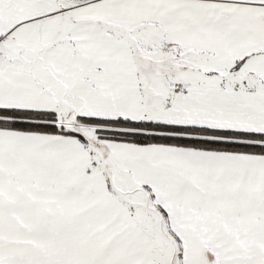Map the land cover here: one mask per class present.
I'll use <instances>...</instances> for the list:
<instances>
[{"label":"snow or ice","instance_id":"6c2138e0","mask_svg":"<svg viewBox=\"0 0 264 264\" xmlns=\"http://www.w3.org/2000/svg\"><path fill=\"white\" fill-rule=\"evenodd\" d=\"M0 264H264V0H0Z\"/></svg>","mask_w":264,"mask_h":264}]
</instances>
